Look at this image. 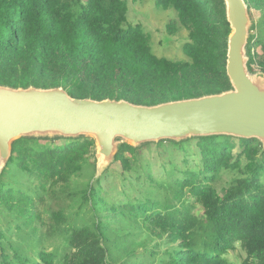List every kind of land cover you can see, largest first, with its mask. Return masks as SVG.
Listing matches in <instances>:
<instances>
[{"label": "trees", "instance_id": "obj_1", "mask_svg": "<svg viewBox=\"0 0 264 264\" xmlns=\"http://www.w3.org/2000/svg\"><path fill=\"white\" fill-rule=\"evenodd\" d=\"M245 1L248 70L264 74V0ZM155 5L175 11L170 32L187 31L185 59L153 54L149 33L126 25L125 0H0V85L142 105L229 90L224 1ZM152 145L120 144L118 169L95 177L91 138L15 140L0 172V264H232L225 254L236 243L241 264H264L261 142L160 141L155 154ZM116 173L120 186L104 184Z\"/></svg>", "mask_w": 264, "mask_h": 264}, {"label": "water", "instance_id": "obj_2", "mask_svg": "<svg viewBox=\"0 0 264 264\" xmlns=\"http://www.w3.org/2000/svg\"><path fill=\"white\" fill-rule=\"evenodd\" d=\"M223 1L230 27L225 66L229 90L142 105L124 99L76 98L60 86L0 85V172L12 143L22 137L93 139L95 177L113 163L122 143L139 147L225 135L257 139L264 147V74L251 73L247 66L252 19L245 0Z\"/></svg>", "mask_w": 264, "mask_h": 264}, {"label": "rangeland", "instance_id": "obj_3", "mask_svg": "<svg viewBox=\"0 0 264 264\" xmlns=\"http://www.w3.org/2000/svg\"><path fill=\"white\" fill-rule=\"evenodd\" d=\"M128 7L127 12V24L126 25H139L144 31L150 35V47L153 52L158 57H166L171 60H183L185 56L183 55L181 48L183 43L188 41V33L185 29L181 28L179 25H176V31L170 32L167 28V25L176 20V15L174 10H162L155 5V0H125ZM258 75V74H254ZM187 149L190 151H197L195 146H187ZM238 146L235 148L234 153L237 152ZM96 150V145L94 144V152ZM170 150V149H169ZM153 154L156 153L154 144L152 145ZM170 156L167 154L163 155L164 162L168 160ZM183 154L176 151L173 156V164L177 166H182ZM161 160L156 158L154 155L151 164L154 167H157ZM162 162V161H161ZM106 168V166H104ZM100 169V173L103 168ZM117 170L118 167L111 163L104 172L110 169ZM113 175V174H112ZM112 175H107V180L104 184L111 186L113 181L120 186L121 178L118 173L115 174V179ZM103 185V183H102ZM196 214H201L202 209L200 206H195L193 210ZM225 257L232 264H241L245 258V253L238 243L235 244L234 249L229 250Z\"/></svg>", "mask_w": 264, "mask_h": 264}, {"label": "bare ground", "instance_id": "obj_4", "mask_svg": "<svg viewBox=\"0 0 264 264\" xmlns=\"http://www.w3.org/2000/svg\"><path fill=\"white\" fill-rule=\"evenodd\" d=\"M101 166H102V164H101ZM101 166H100V167H101Z\"/></svg>", "mask_w": 264, "mask_h": 264}]
</instances>
